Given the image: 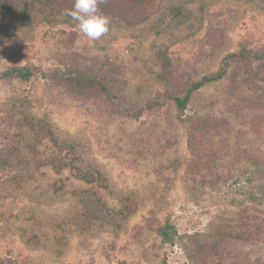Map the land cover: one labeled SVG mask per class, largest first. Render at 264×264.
Returning a JSON list of instances; mask_svg holds the SVG:
<instances>
[{
    "label": "rangeland",
    "instance_id": "obj_1",
    "mask_svg": "<svg viewBox=\"0 0 264 264\" xmlns=\"http://www.w3.org/2000/svg\"><path fill=\"white\" fill-rule=\"evenodd\" d=\"M115 1L125 18L90 41L63 15L74 0H0V74L39 70L0 81V263L264 264V205L248 195L254 161L264 166V61L233 66L183 118L172 99L229 54H264V0H152L147 17ZM40 70L96 86L80 95ZM56 138L96 182L54 170L66 154ZM166 222L182 238L173 246L157 234Z\"/></svg>",
    "mask_w": 264,
    "mask_h": 264
},
{
    "label": "trees",
    "instance_id": "obj_2",
    "mask_svg": "<svg viewBox=\"0 0 264 264\" xmlns=\"http://www.w3.org/2000/svg\"><path fill=\"white\" fill-rule=\"evenodd\" d=\"M130 1L136 7L144 5L142 9V16H145L143 11H145L149 6L153 4L152 0H130ZM51 3L56 4L57 0H51ZM122 9H124V6H119L118 2H116L115 0H99V10L110 18L111 23L113 22L112 20L115 18L118 17L125 18V14H124L125 11H123ZM172 12H173L172 17L174 20L182 18V20L179 23L180 25L185 24L186 21L190 18L189 12H187L183 7H174L172 8ZM56 16L57 15H54L53 18ZM70 20L73 19L70 17ZM262 61H264V54L258 55L257 53L245 49L240 52L229 54L222 60L221 67L217 72L205 75L200 80L192 82L183 96H174L172 98L178 116L180 118H183L186 110L189 108V106L192 103L193 95L195 93H197L198 91L202 90L205 87L219 83L222 80H224L230 74L231 68L233 66L241 63L249 64L251 62L253 63V62H262ZM38 71H39L38 68H34L33 66L8 68L6 71L0 74V81L19 79L25 82H29L37 74ZM40 74L43 75V77L45 78L61 81L67 87H70L77 94L80 95H83L85 92L91 90L96 86V80L87 77L83 73L71 74V73L54 71L50 74H46L41 72L40 70ZM163 77L164 79H168L167 76L165 75L162 76V78ZM102 91L105 94L108 93L106 88L104 87H102ZM199 122L201 124L205 121L203 119H198L196 121L197 126ZM29 131H25L24 134H29L30 133ZM54 135L55 134L53 133L51 128L40 127V139L44 138V139L52 140ZM58 140L59 139L56 138V140L54 141L55 145L59 144L60 140L59 141ZM60 143L62 146L65 145L66 154H64V156L62 155L61 157H57L51 161L54 170L57 173H60L63 169L70 168L74 170L75 175L78 177V179H81L89 184L96 182V178L90 172L77 166L78 165L77 163L81 161L82 153H80L77 150V148L70 143H66V144L62 142ZM29 148L32 149L31 144H29ZM253 166L254 168L248 174V181L251 184V188L248 190L249 200L254 205H264V166L261 165L256 160L254 161ZM73 193L76 195V197H80V198L83 197V199H85V195H84L85 192L79 191ZM85 202L88 203L87 199ZM97 202L99 208L98 210H95L92 218H95L96 216L99 218V215L103 213L104 210L106 209V205L101 204L100 200H98ZM122 215L123 217H128L129 210H127V208L122 210ZM157 234L159 236V239L161 240L162 245L173 246L182 239L175 225H173L170 222H166L162 227H160L157 231ZM207 236L208 234L205 237ZM212 249H216V246H212ZM121 264H127V263L124 262ZM162 264H167V261L164 260Z\"/></svg>",
    "mask_w": 264,
    "mask_h": 264
},
{
    "label": "clouds",
    "instance_id": "obj_3",
    "mask_svg": "<svg viewBox=\"0 0 264 264\" xmlns=\"http://www.w3.org/2000/svg\"><path fill=\"white\" fill-rule=\"evenodd\" d=\"M63 15L77 22L78 29L90 41H98L110 32L111 20L99 10V0H74Z\"/></svg>",
    "mask_w": 264,
    "mask_h": 264
}]
</instances>
